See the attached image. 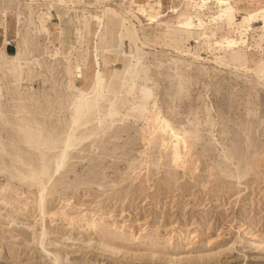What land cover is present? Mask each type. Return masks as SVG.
I'll return each mask as SVG.
<instances>
[{"label": "rangeland", "instance_id": "rangeland-1", "mask_svg": "<svg viewBox=\"0 0 264 264\" xmlns=\"http://www.w3.org/2000/svg\"><path fill=\"white\" fill-rule=\"evenodd\" d=\"M141 1L0 0V264H264V0Z\"/></svg>", "mask_w": 264, "mask_h": 264}, {"label": "bare ground", "instance_id": "bare-ground-1", "mask_svg": "<svg viewBox=\"0 0 264 264\" xmlns=\"http://www.w3.org/2000/svg\"><path fill=\"white\" fill-rule=\"evenodd\" d=\"M59 4L61 3H65L66 0H57ZM186 2V5L189 6V7H192V6H197V8H203L206 6L207 3L209 2H213L216 6H223V5H228L231 10H232V7L230 6V0H184ZM249 1H254V0H249ZM247 1V2H249ZM240 3V2H239ZM235 4V3H234ZM261 6V5H260ZM148 9V8H147ZM178 10V7L174 6L172 7L169 11H177ZM248 10L247 12H249L248 15H250V11H254V10H249V9H246ZM142 12L144 13L143 15H146L147 16V19L151 22V21H154L155 18L154 16H151V15H147L146 13V9L144 8L142 10ZM91 18H93L95 21H96V24H97V28H101L104 24V19H103V15H96V14H93L90 16ZM101 30V29H99ZM98 32V31H97ZM98 36V35H97ZM97 39V38H96ZM96 51V50H95ZM96 61V60H95ZM98 62H96L95 64H97ZM70 66V65H69ZM98 67V66H97ZM100 72L99 70H95V74H94V78H93V81L91 83V87H90V91L88 92H85L83 93L79 98L78 100L76 101L75 103V106H74V109H73V113H71L72 115H70L71 117H69L70 121H69V128H70V132L67 133V135L65 136V138L61 141V145H60V148L57 152V154L55 155V158L53 160H55V165H54V168L53 170L55 171L56 169L60 168L63 164V157H64V153L67 151V149L69 148H72L74 147L75 145L77 146V143H79L81 140H82V137H75L73 136V133L75 132L74 131V128L80 123L82 124V121H87V117L89 114H91V110L93 108H95V103L96 101H98V97H99V92H100V86L102 84V80H101V77H100ZM73 77L72 76H69L66 84L68 83V85H72V79ZM67 87V85H66ZM70 94V93H69ZM70 99V98H69ZM68 99V100H69ZM73 101V100H72ZM71 101V103H72ZM70 103V104H71ZM73 107V106H72ZM100 107V106H99ZM69 108V107H68ZM97 109V108H96ZM93 111V110H92ZM111 112V111H110ZM97 113V112H96ZM95 113V114H96ZM98 114V113H97ZM109 116V115H108ZM97 118H99L97 116ZM99 120V119H98ZM110 120V119H109ZM79 121V122H78ZM104 121V120H103ZM39 122V121H38ZM98 123V122H97ZM87 123H85L86 125ZM99 126V125H98ZM85 127V126H84ZM82 127V128H84ZM74 131V132H73ZM84 131V130H83ZM25 132V131H24ZM67 132V131H66ZM62 133V132H61ZM79 135V133H77ZM76 134V135H77ZM90 134V133H88ZM24 135V134H23ZM26 136V135H24ZM82 136V135H81ZM27 138V141L28 139L30 138L29 136H26ZM55 138V137H54ZM53 138V139H54ZM43 145V144H42ZM57 145V144H56ZM54 146V145H53ZM31 148V147H30ZM58 149V148H57ZM44 151V150H43ZM46 165V164H45ZM51 168V167H50ZM18 169V168H17ZM236 169V168H235ZM48 169L45 168L44 165L41 166L40 169L38 170H31L29 172V174L32 176V178H34L35 180L38 181V184H39V188L40 190H43L44 189V184L45 182L42 181L40 179V175H46L48 173L47 171ZM237 170V169H236ZM21 172V171H19ZM238 172V171H237ZM22 176V175H21ZM20 177V176H19ZM24 177V176H23ZM22 178V177H20ZM25 178V177H24Z\"/></svg>", "mask_w": 264, "mask_h": 264}, {"label": "crops", "instance_id": "crops-1", "mask_svg": "<svg viewBox=\"0 0 264 264\" xmlns=\"http://www.w3.org/2000/svg\"><path fill=\"white\" fill-rule=\"evenodd\" d=\"M146 1H147V0H145V1H143V2H142V1L140 2V5L142 4L141 6H142L143 8H145V3H146ZM247 1H249V0H246V2H247ZM255 1H257V0L247 2V5H243L242 8L244 7V10L249 9V6H253L254 3H255ZM232 2H233V0H230V6H233V3H232ZM209 3H212V5H215L213 2H209ZM235 6H238V5L235 4ZM233 7H234V6H233ZM249 10H250V9H249ZM246 11H248V10H246ZM249 16H250V15H249Z\"/></svg>", "mask_w": 264, "mask_h": 264}]
</instances>
